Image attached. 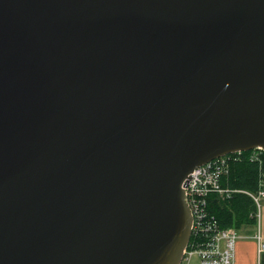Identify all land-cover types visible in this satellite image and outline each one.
Returning a JSON list of instances; mask_svg holds the SVG:
<instances>
[{"label": "water", "instance_id": "water-1", "mask_svg": "<svg viewBox=\"0 0 264 264\" xmlns=\"http://www.w3.org/2000/svg\"><path fill=\"white\" fill-rule=\"evenodd\" d=\"M264 148V0H0V264H180L184 181Z\"/></svg>", "mask_w": 264, "mask_h": 264}, {"label": "built area", "instance_id": "built-area-1", "mask_svg": "<svg viewBox=\"0 0 264 264\" xmlns=\"http://www.w3.org/2000/svg\"><path fill=\"white\" fill-rule=\"evenodd\" d=\"M248 153V159L258 162L263 168L264 148L261 146L249 150H237L201 165H197L184 184L185 199L192 214L190 239L183 250L180 264H234L236 247L241 234L233 227H223L214 213L209 210V197L217 194L231 198L235 193L249 195L255 210L252 216L257 219L253 238L257 244L259 263L264 261V235L260 228V217L264 201V178L257 191L235 188L227 183L230 172V160ZM262 177V172H261ZM261 179V178H260ZM195 257L198 259L195 260Z\"/></svg>", "mask_w": 264, "mask_h": 264}, {"label": "trees", "instance_id": "trees-1", "mask_svg": "<svg viewBox=\"0 0 264 264\" xmlns=\"http://www.w3.org/2000/svg\"><path fill=\"white\" fill-rule=\"evenodd\" d=\"M231 170L232 187L257 191L262 172L258 162H235ZM255 208L253 199L245 193H235L228 199H222L217 194L209 197V210L216 215L223 227L243 229L255 225L257 219L252 216Z\"/></svg>", "mask_w": 264, "mask_h": 264}, {"label": "crops", "instance_id": "crops-1", "mask_svg": "<svg viewBox=\"0 0 264 264\" xmlns=\"http://www.w3.org/2000/svg\"><path fill=\"white\" fill-rule=\"evenodd\" d=\"M256 224L238 229L242 237L238 240L236 247V259L234 264H264L259 263L257 244L253 238ZM260 228L264 235V203L260 217Z\"/></svg>", "mask_w": 264, "mask_h": 264}, {"label": "rangeland", "instance_id": "rangeland-1", "mask_svg": "<svg viewBox=\"0 0 264 264\" xmlns=\"http://www.w3.org/2000/svg\"><path fill=\"white\" fill-rule=\"evenodd\" d=\"M262 158H263V161H262L263 168H262V177H261V179H260V183L263 181V178H264V153H263ZM244 160H249V159H248V153H247V152L243 153L242 156L239 157V158H232V159L230 160V172H229V175L226 177V179H227V183H228V184L231 185V180H232V170H231V168H232V164H234L235 162L244 161ZM249 161H252V160H249ZM231 186H232V185H231ZM219 197H220V196H219ZM220 198H222V199H228V198H223V197H220ZM263 203H264V201H263ZM262 208H263V207H262ZM232 227H233V226H232ZM233 228H235V227H233ZM235 229L239 232V230H238L237 228H235ZM239 233H240V232H239ZM241 236H242V235H241ZM197 259H198V258L195 257V260H197Z\"/></svg>", "mask_w": 264, "mask_h": 264}, {"label": "bare ground", "instance_id": "bare-ground-1", "mask_svg": "<svg viewBox=\"0 0 264 264\" xmlns=\"http://www.w3.org/2000/svg\"><path fill=\"white\" fill-rule=\"evenodd\" d=\"M219 157V156H218ZM217 158V157H216ZM212 160V159H211ZM210 161V160H209ZM208 162V161H207ZM188 181V180H187ZM187 182L186 181H184V183H183V188H184V184H186ZM186 247V246H185Z\"/></svg>", "mask_w": 264, "mask_h": 264}]
</instances>
